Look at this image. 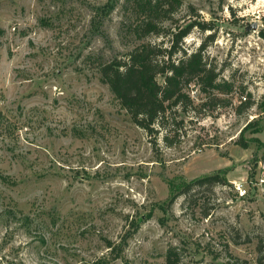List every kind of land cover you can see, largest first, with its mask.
Returning <instances> with one entry per match:
<instances>
[{
    "label": "rangeland",
    "instance_id": "1",
    "mask_svg": "<svg viewBox=\"0 0 264 264\" xmlns=\"http://www.w3.org/2000/svg\"><path fill=\"white\" fill-rule=\"evenodd\" d=\"M179 1L165 47L176 25L213 23L183 47L215 34L206 58L233 89L191 85L196 109L156 152L99 71L139 42L129 0H0V264H167L169 248L264 264V0Z\"/></svg>",
    "mask_w": 264,
    "mask_h": 264
},
{
    "label": "trees",
    "instance_id": "2",
    "mask_svg": "<svg viewBox=\"0 0 264 264\" xmlns=\"http://www.w3.org/2000/svg\"><path fill=\"white\" fill-rule=\"evenodd\" d=\"M129 3V11L133 15L131 34L139 42L126 53L101 62L99 71L133 123L152 136L157 152V141L163 130L167 146L176 142L180 129L179 111L196 109L188 91L191 85L197 84L212 99H220L218 94L230 92L233 83L222 79L221 71L206 58V48L215 34L208 35L196 50L187 51L183 47L186 36L194 27L212 30L215 27L213 23L195 20L182 27L176 25L170 45L165 47L161 39L165 34L164 21L172 18L181 1L129 0ZM220 180L219 175H211L186 183L178 195L189 192L195 184H214ZM140 224V221L132 222V229L126 231L118 248L127 243ZM109 247L114 254L117 248L112 243ZM119 256L120 253L113 258ZM179 258L175 248L168 249L167 264H179ZM105 263L106 260H101L97 264Z\"/></svg>",
    "mask_w": 264,
    "mask_h": 264
},
{
    "label": "water",
    "instance_id": "3",
    "mask_svg": "<svg viewBox=\"0 0 264 264\" xmlns=\"http://www.w3.org/2000/svg\"><path fill=\"white\" fill-rule=\"evenodd\" d=\"M255 28H257V24H254L251 27H249V29H255Z\"/></svg>",
    "mask_w": 264,
    "mask_h": 264
}]
</instances>
